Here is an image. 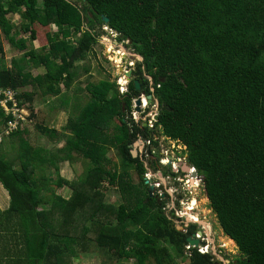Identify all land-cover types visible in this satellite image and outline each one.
<instances>
[{
    "label": "trees",
    "instance_id": "1",
    "mask_svg": "<svg viewBox=\"0 0 264 264\" xmlns=\"http://www.w3.org/2000/svg\"><path fill=\"white\" fill-rule=\"evenodd\" d=\"M15 13L20 31L7 18ZM103 27L142 59L127 92L107 83L90 112L77 124L68 122L71 135L61 148L34 152L20 126L8 135L13 142L19 139L11 147L14 155L0 145V184L9 197L0 209V264H74L90 245L132 264H214L212 254L186 249L187 235L166 212L168 200L148 189L146 155L153 170L177 175L170 165H159L161 137L183 146L179 153L203 182L215 186L207 192L210 208L240 253L229 264H264V0H42L41 6L37 0H0L6 41L32 67L45 68L33 75L12 60L10 68L0 67V87L16 90L19 106L31 103L35 94L21 91L24 86L51 94L58 93L60 83L69 88L78 74L74 63L93 50ZM78 32L74 42L59 36ZM20 33L28 36L17 38ZM28 40L40 48H28ZM133 79L157 99L152 128L131 118L132 100L141 91ZM113 105L119 169L102 166L107 145L85 135L99 122L86 123ZM8 118L0 107V129ZM137 138L150 144L146 155L133 157ZM79 155L82 163L87 160L84 175L67 181L58 173L59 163L78 161ZM119 170H135L144 189L132 204L104 201L102 184L117 185ZM122 181L119 177L121 187H130ZM65 185L71 188L68 197L55 190Z\"/></svg>",
    "mask_w": 264,
    "mask_h": 264
},
{
    "label": "rangeland",
    "instance_id": "2",
    "mask_svg": "<svg viewBox=\"0 0 264 264\" xmlns=\"http://www.w3.org/2000/svg\"><path fill=\"white\" fill-rule=\"evenodd\" d=\"M37 3L39 6H41L42 0H37ZM7 18L16 26V29L18 31L21 30L19 25L21 23V19L18 14H7ZM103 29L104 30L98 36L97 43L93 46V50L84 53L83 59L81 61L75 62V68L78 74L76 79L72 81V84L65 95L68 96L67 94L69 93H78L76 92V88L74 87L75 85H78L82 90L83 96L78 100L74 99L72 101L73 103L71 101L68 102L67 105L64 106H67V108L73 113H76L77 111H82V113L84 111L90 112L94 104L98 102V96L101 95L98 94L99 89L106 90L107 83H120L122 87H120V85L117 87L119 93V87L120 89L125 90L126 84L129 81L128 79H126L128 77L126 76L125 72L131 71V68L135 66L136 61L141 60V57L134 52L131 46H126V42H120L116 40L117 33L114 30H110L107 27H103ZM49 30L56 32L57 28L56 26L51 25L49 26ZM79 34L80 32H78L73 37L71 33L66 36L63 33H60L59 36L66 39L71 38V40H73L74 42L73 38H76V36H78ZM27 36L28 33H20L19 35H17V38H26ZM115 44H117V46H115ZM0 45L2 47V52H0V67L10 68L11 61L16 60L23 70H30V72L35 74L43 73L45 71V68L43 66L32 67L30 62H25V59H27V57H24L22 51L11 46L8 41H6L1 29ZM27 46L28 48H40V44L36 40H28ZM57 61H59V59H57ZM85 68L87 71L85 70ZM46 94L48 96H51V93ZM107 94L110 95L111 93L109 92ZM65 97L57 96L53 99V96H51L49 99H47L48 102H46V99L39 95L38 100L40 101V104H42V106L41 108H39L38 112H36L37 118L33 121L27 120V122H24L21 125V129L26 128L25 130L29 132V134H27L25 137L31 143L33 149H35L34 152L37 151V148L51 149L56 146L55 143L57 142V138L49 137L50 134L43 135L35 128V124L40 123L50 127L48 118H50V116L52 115H50L49 110H46V107L50 102L51 104L66 103L64 100H62L65 99ZM144 102H146V100H144ZM132 103L133 107L131 110V116H134L133 111H135L136 113H138L134 116L136 118H139L137 121L143 120L144 117L140 114L142 108L141 104L140 110L136 111L134 109L135 103L133 100ZM146 104L147 106L144 108L147 110V112L145 111L146 115H148L149 118L151 116H153L154 118V115L158 109L157 99L154 97V95L151 98V103L146 102ZM117 111L118 108L115 105L110 106L108 109H105L98 115L96 119H94L99 123H97V125H94L87 132L88 140L98 142V146H100L101 144L107 145V153L104 156V162H101L102 166L106 168L119 169V156L114 147L115 145L113 137L115 133L114 124L116 122L115 113ZM56 116L57 115H55V117ZM65 118H67V116L64 117V119ZM4 126L5 123L3 124L2 130L4 129ZM98 127L102 130V132H98ZM66 132L68 133L69 130H67ZM99 135H102L100 137L101 139H98ZM6 137L8 136L0 137V139ZM17 138L18 137L16 136L13 138V140L16 141ZM134 142L137 143L135 147L136 156L146 155V147L144 146V141L140 138H137ZM159 143V153L161 154L159 163L162 165L170 164L172 170H174L177 175L175 177L168 174L163 176L160 174V169L153 170L152 167L149 166V162L147 160L149 156L146 155V157L142 159L146 168L144 176L146 178L148 186L152 185L153 188L151 190L155 191L153 194H162L164 191L166 192L168 198H166L165 196L162 199L168 200V202H166V212L171 217V220L175 225L181 228H185L187 225H190V223L193 222V224H196V229L202 230L203 236L201 237L202 241L200 245L205 248L204 252H210V254H212V262H214V264H227L226 260L234 261L236 257L240 256L238 248L235 242L233 240H230V242L228 237L222 232V229L218 223V219L215 213L210 208L209 199L207 197L208 190L215 186H209L208 184H206V182L200 180L198 176L192 175L191 169H189L190 171L188 170V167H190V165L186 161V154L179 153L180 149L184 148L183 146L176 145L173 141L166 140L163 137H161V141ZM61 144H64V142H62ZM7 148L9 150L8 146ZM14 149L9 151L11 155L15 154ZM110 158L112 159V161L110 160ZM85 161L87 160L84 159V162ZM84 162L82 163L81 156L80 159L75 162H60L58 173L67 181L76 179L81 173H83L85 169ZM97 163L99 162L97 161ZM183 164H185L186 170L188 171L184 170V168L182 169ZM179 169L181 171H178ZM83 175L84 174H81V176ZM121 176L125 177V182L130 186L129 188L125 186L121 187V185L119 184V177L120 181L123 180L122 182H124V179H122ZM101 189L104 192V201L114 204H117L119 200H123L132 204L134 200L144 194V189L140 185V180L135 170H129L127 173H122L121 170H119L117 185H113L108 183L107 181H104ZM55 190H57V192L63 197H68L71 194V188L68 185H65L58 189L55 188ZM8 202V194L0 184V209H4L8 205ZM184 207H187V209H185ZM177 215L179 217H177ZM182 215H184L183 218L180 217ZM110 252L114 254L115 251L111 250ZM132 262L133 261L129 259L117 260L113 257V255L96 248L95 245H90L87 252H82L79 254V257L74 258V264H132ZM186 262L187 261L185 260L181 264H186Z\"/></svg>",
    "mask_w": 264,
    "mask_h": 264
},
{
    "label": "crops",
    "instance_id": "3",
    "mask_svg": "<svg viewBox=\"0 0 264 264\" xmlns=\"http://www.w3.org/2000/svg\"><path fill=\"white\" fill-rule=\"evenodd\" d=\"M80 35V34H79ZM78 35V36H79ZM73 37H74V35H73ZM98 39V38H97ZM73 42V41H72ZM115 46H117V44H115ZM83 58H81L80 60H78V61H81ZM77 62V61H76ZM75 64V63H74ZM44 67V66H43ZM45 72V71H44ZM32 73V72H31ZM33 75H36V74H42V73H32ZM76 79V78H75ZM71 86V85H70ZM59 91H58V93H56V94H51V96H53V99H54V97L56 98L57 96H62V97H65L66 95H65V93L68 91V89L70 88H65L64 86H63V84L62 83H60L59 84ZM75 88H76V92H78V93H74V94H71V93H69V94H67L68 96H66L65 97V99H62V100H64L66 103H59V104H51V102L49 103V105L46 107V110H49V113H50V115H52V116H50V118H48V122L50 123V127L49 126H47L49 129H52L53 131H51L49 134H45V133H42V132H40L38 129H37V127H36V125H42V126H44L45 124H40V123H36L35 124V128L40 132V133H42L43 135H49V137H51V138H57V144L55 143V147L54 148H52V149H56V148H61L64 144H65V142H64V140H65V138L67 137V136H69V135H71L69 132L67 133L66 132V130H65V126L68 124V122L69 121H71L72 120V122L75 124H77V123H79L83 118H84V116H86V114H88L89 113V111L88 112H86V111H84L83 113H82V111H77L76 113H73L72 111H70L68 108H67V106L66 107H64L65 105H67V103L68 102H72L74 99H76V100H78V99H80V97L82 98V90H81V88L78 86V85H75L74 86ZM31 90H34L33 92L35 93L34 95H33V100H32V102L31 103H29V102H26V103H24L23 105L25 106V108L27 109V111H28V113H29V116H28V118H27V120H29V121H33V120H35L37 117V114H36V112H38V110H39V108H41V106H42V104H40V101L38 100V97H39V95H41V97H43V98H45L46 99V102H48V100L47 99H49L51 96H48L46 93H43V91H42V89L41 88H39L38 86H37V88H34V87H32V86H30V85H28V86H24V87H22V89H21V91H31ZM73 103V102H72ZM28 105V106H27ZM81 110V109H80ZM33 112V114L34 115H30V112ZM55 115H57L56 117H55ZM67 116V118H65L64 119V117H66ZM64 119V120H63ZM80 120V121H79ZM79 121V122H78ZM93 121H94V119L93 120H91V121H89V122H87L86 124L87 125H89V124H91V123H93ZM27 122V121H26ZM6 123V122H5ZM46 126V125H45ZM25 127V126H24ZM88 126H86V128H87ZM2 128H3V124L1 125V129H0V132H1V130H2ZM23 129H26V128H23ZM87 130L88 129H86V131H85V135L87 136ZM76 131L78 132V131H80V126L79 127H77L76 128ZM27 134H29V132L26 130V131H24V133H23V138H26L25 136L27 135ZM65 136H64V135ZM76 137V136H75ZM79 137L83 140V141H87L86 140V138L84 137V136H81V135H79ZM50 138V139H51ZM77 138V137H76ZM27 139V138H26ZM8 140H9V142H8ZM28 140V139H27ZM54 141V140H53ZM55 142V141H54ZM62 142H64V144H61ZM19 144V139H17V141H12V137H6V138H4L3 140H2V142L0 143V145H2L3 146V149L4 150H8V148H7V146L9 147V151L10 150H12V146L11 145H16L15 146V148L18 146V144ZM61 144V145H60ZM64 162H66V161H64ZM8 206V205H7ZM6 206V207H7ZM5 207V208H6Z\"/></svg>",
    "mask_w": 264,
    "mask_h": 264
},
{
    "label": "built area",
    "instance_id": "4",
    "mask_svg": "<svg viewBox=\"0 0 264 264\" xmlns=\"http://www.w3.org/2000/svg\"><path fill=\"white\" fill-rule=\"evenodd\" d=\"M120 87H122L120 85ZM119 87V91L123 92L122 89H120ZM17 94L18 92L16 90H13L12 88H1L0 87V107L2 108V110L4 111L5 115H10V118H8L6 120L4 129L2 130L0 137L3 136H8L10 133H12L14 130H16L17 128H19V126L21 127V125L27 121V118L29 116V113L27 111V109L25 108V106H19V100L17 99ZM147 106L146 102H144V100L141 103V111L140 114L144 117L143 121L144 124L148 125L150 128L153 127V122L155 120V115L154 118L153 116H151L150 118L148 117V115H146V109H144ZM25 110V111H24ZM134 116L138 113H136L135 111H133ZM132 117V119H134L135 121H137L139 118L136 117ZM1 141V139H0ZM147 144H150V141L147 140L146 141ZM196 236L199 237L198 234H196ZM190 247H193L189 244L186 245V249L188 250ZM194 248V247H193ZM197 251L200 253H205L204 249L202 245H198L196 247ZM208 251V250H207Z\"/></svg>",
    "mask_w": 264,
    "mask_h": 264
},
{
    "label": "water",
    "instance_id": "5",
    "mask_svg": "<svg viewBox=\"0 0 264 264\" xmlns=\"http://www.w3.org/2000/svg\"><path fill=\"white\" fill-rule=\"evenodd\" d=\"M102 20H103V22L106 23V22L108 21V18H107L106 16H103V15H102ZM138 56H140V55H138ZM140 57H141V56H140ZM141 59H142V57H141ZM125 74H126V76L128 77L127 79L130 80V78H131V71H129V72H125ZM133 85H134V87H135L136 90L140 91L141 85H140V82H139L138 80L133 79ZM141 95H143V93H140V92H139L138 95L136 96L135 100H134V103H135V107H134V109H135L136 111H139V110H140V104H141V101H142V99H143V97H142ZM151 98H152L151 94H146V95H145V100H146L147 103L151 102ZM155 119H157V114H156V116H155ZM136 144H137L136 142H133L132 145H131V150H130V152H131V154H132L133 157L136 156V148H135V147H136ZM183 168H184V170H186V166H185V164H183L182 169H183ZM188 169H189V167H188ZM192 174H196V170H193V171H192ZM146 182H147V181H146ZM152 188H153L152 185H149V186H148L149 191H150ZM191 228L194 229V228H195V225L192 224V225H191ZM197 232H198V234H201V231H200V230H198ZM186 242H187L189 245L196 247V246L200 243V239L194 237V235L192 234V236H188V237H186ZM226 263H229V260H226Z\"/></svg>",
    "mask_w": 264,
    "mask_h": 264
},
{
    "label": "flooded vegetation",
    "instance_id": "6",
    "mask_svg": "<svg viewBox=\"0 0 264 264\" xmlns=\"http://www.w3.org/2000/svg\"><path fill=\"white\" fill-rule=\"evenodd\" d=\"M131 68V67H130ZM134 68V67H133ZM133 68H131V72H132V70H133ZM150 78V77H149ZM148 78V79H149ZM131 79V78H130ZM150 80V84H152L153 82L151 81V78L149 79ZM117 85V87L120 85V83L118 84H116ZM153 89V88H152ZM140 93H143V94H146V93H144V90H142L141 88H140ZM125 92H127V85H126V88H125V90H123V92H120V93H122V94H124ZM138 95V94H137ZM146 112H147V110H146ZM132 118V117H131ZM134 120V119H133ZM135 121V120H134ZM135 122H141V124H143V125H146V124H144V121L143 120H139V121H135ZM140 139H142V138H140ZM143 141H144V146L145 145H149V144H147L146 143V141L147 140H144V139H142ZM146 147V146H145ZM159 164V163H158ZM159 165H162V164H159ZM169 165L170 164H165V165H163V167L165 166V167H169ZM164 167V169H166ZM170 169H171V171H173L174 172V170H172V168H171V166H170ZM158 170V169H157ZM161 173V175H163V170L160 168V170H159ZM178 171H181L180 169L178 170ZM163 176H165V175H163ZM153 191V192H152ZM151 193H152V195H155V194H153L155 191L154 190H151L150 191ZM159 195H160V199H162L163 197H165V196H167V194H166V192L164 191L162 194H160L159 193ZM163 200V199H162ZM185 209H187V207H184ZM188 208H190V207H188ZM186 225V224H185ZM177 228L181 231V232H183V233H185L187 236L186 237H188V236H192V234L194 235L195 233H197V231L199 230V229H196V224H195V228L194 229H192L191 228V225H187L185 228H181V227H178L177 226ZM182 229V230H181ZM201 231V236L200 237H202L203 236V234H202V230H200ZM196 235V234H195ZM227 264H229V263H227Z\"/></svg>",
    "mask_w": 264,
    "mask_h": 264
},
{
    "label": "clouds",
    "instance_id": "7",
    "mask_svg": "<svg viewBox=\"0 0 264 264\" xmlns=\"http://www.w3.org/2000/svg\"><path fill=\"white\" fill-rule=\"evenodd\" d=\"M131 78H132V77H131ZM126 79H127V78H126ZM129 81H130V80H129ZM129 81H128V82H129ZM126 85H127V84H126ZM145 95H146V94H143V95H142V97H143L142 101L145 100ZM134 100H135V98L133 99V101H134ZM141 103H142V102H141ZM150 103H151V102H150ZM186 163H187V162H186ZM189 165H190V164H189ZM189 169H191V173H192L193 170H196V169H195L193 166H191V165H190ZM192 175H194V176H198V177L200 178V180H202L201 177L197 174V171H196V174H192ZM177 205H178V204H177ZM177 217H179V216L177 215ZM180 217L183 218L184 215H182V216H180ZM184 219H185V218H184ZM192 224H193V222L190 223V225H192ZM193 225H195V224H193ZM195 234H198V232L195 233ZM195 234H194V237L199 238V239H200V243H201V241H202V240H201V237H200L201 235L199 234V237H198V236H196ZM200 243H199L198 245H200ZM187 244H188V243H187ZM198 245H197V246H198ZM197 246H196V247H197ZM185 247H186V246H185ZM193 247H194V246H193ZM196 247H194V248H196ZM207 250H208V249H207ZM205 253H210V252H205Z\"/></svg>",
    "mask_w": 264,
    "mask_h": 264
},
{
    "label": "bare ground",
    "instance_id": "8",
    "mask_svg": "<svg viewBox=\"0 0 264 264\" xmlns=\"http://www.w3.org/2000/svg\"><path fill=\"white\" fill-rule=\"evenodd\" d=\"M189 170V169H188ZM188 170H186V171H188ZM190 171V170H189ZM228 239H229V241L231 240L229 237H228ZM231 242V241H230Z\"/></svg>",
    "mask_w": 264,
    "mask_h": 264
}]
</instances>
